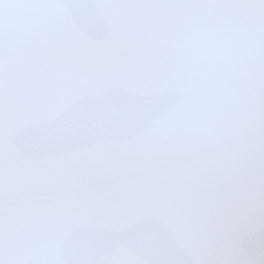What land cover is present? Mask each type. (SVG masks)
<instances>
[{"label":"snow or ice","instance_id":"snow-or-ice-1","mask_svg":"<svg viewBox=\"0 0 264 264\" xmlns=\"http://www.w3.org/2000/svg\"><path fill=\"white\" fill-rule=\"evenodd\" d=\"M0 264H264V0H0Z\"/></svg>","mask_w":264,"mask_h":264}]
</instances>
